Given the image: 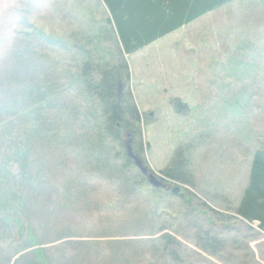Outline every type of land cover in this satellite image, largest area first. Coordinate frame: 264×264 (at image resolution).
I'll return each instance as SVG.
<instances>
[{"label": "rangeland", "instance_id": "374dc122", "mask_svg": "<svg viewBox=\"0 0 264 264\" xmlns=\"http://www.w3.org/2000/svg\"><path fill=\"white\" fill-rule=\"evenodd\" d=\"M106 17L101 0H0V264H264V233L235 212L264 148V0H230L185 28L205 80L127 82L133 153L158 180L177 148L190 161V184L165 188L127 156L125 133L108 137L82 85L87 54L115 55ZM154 48L144 66L169 74L179 56ZM184 189L196 198L173 196Z\"/></svg>", "mask_w": 264, "mask_h": 264}, {"label": "trees", "instance_id": "16d2710c", "mask_svg": "<svg viewBox=\"0 0 264 264\" xmlns=\"http://www.w3.org/2000/svg\"><path fill=\"white\" fill-rule=\"evenodd\" d=\"M101 1L108 12V17L102 23L100 34L112 44L115 55H112L113 60L110 62H94L87 54V60L80 69L82 85L97 100L105 120L104 131L108 137L121 144L124 133L130 134L134 151L139 156L142 149L139 128L141 114L126 85L129 81V66L123 54L132 53L158 35L171 32L230 0ZM95 37L93 34L87 39L92 43ZM101 37L97 39L100 41ZM91 71L98 74L97 81L90 80L91 76L88 78ZM189 162L184 150L181 147L177 148L168 165L160 170L164 176L161 180L167 184L172 182L190 184L192 174ZM172 192L174 197L184 198L187 203L196 198L188 189H184L181 194ZM235 212L242 220L249 223L257 222L258 229L264 233V148L256 150L253 154L248 184ZM168 239L170 241V238ZM201 246L206 251L217 252L220 241L207 239Z\"/></svg>", "mask_w": 264, "mask_h": 264}, {"label": "crops", "instance_id": "0c3cea01", "mask_svg": "<svg viewBox=\"0 0 264 264\" xmlns=\"http://www.w3.org/2000/svg\"><path fill=\"white\" fill-rule=\"evenodd\" d=\"M199 19L200 18L198 17L189 23L183 24L177 29H173L171 32L169 31L165 34L158 35V37L128 54L127 57H129V59L138 57V62L136 64L134 63L132 65V62L128 63L129 80L154 78L157 76L156 74H158V78L155 79L158 80H205L206 77H210L211 72H209V67L203 65L201 62V53L197 40L195 41L196 46H194L192 39L195 40V37L191 35V33L188 34L189 30L185 29L188 25L196 23ZM181 36L182 38H180ZM182 40H184V45L180 44ZM164 44H167V51L161 49ZM150 48H154L158 52L163 53L169 59L170 56H174L177 53L179 57L173 60V62H175L174 70L172 72L169 71V74H166V71L156 73L155 71L150 70L149 67L144 66V61L147 60L148 55L151 53L149 52ZM158 55L161 56L159 53ZM140 62L143 63V66Z\"/></svg>", "mask_w": 264, "mask_h": 264}, {"label": "water", "instance_id": "95a60500", "mask_svg": "<svg viewBox=\"0 0 264 264\" xmlns=\"http://www.w3.org/2000/svg\"><path fill=\"white\" fill-rule=\"evenodd\" d=\"M128 136V139L125 141V151L127 156L132 159L135 163V165L140 169V172L144 175H147L149 183L154 187V188H159V187H166L165 183L161 180L159 181L156 176L149 171L147 166L143 165L142 161L133 153L132 147H131V141L132 138L130 137V134H126ZM257 223V222H255Z\"/></svg>", "mask_w": 264, "mask_h": 264}]
</instances>
